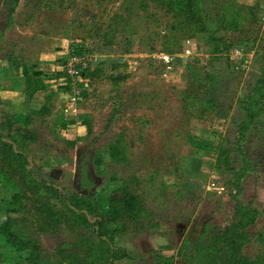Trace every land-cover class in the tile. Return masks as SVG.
Masks as SVG:
<instances>
[{
	"label": "rangeland",
	"instance_id": "obj_1",
	"mask_svg": "<svg viewBox=\"0 0 264 264\" xmlns=\"http://www.w3.org/2000/svg\"><path fill=\"white\" fill-rule=\"evenodd\" d=\"M144 1L0 0V114L29 113L50 94L51 114L33 123L38 139L27 147L33 160L59 175V185L93 190L104 206L110 189L128 179L156 225L148 234L118 237L130 258L115 264H163L158 255L187 264L184 243L225 226L234 213V170L245 163L236 144L235 122L245 115L238 98L252 92L264 67V0H229V11L241 13L231 31L218 30L212 0H200L204 21L227 40L220 52L209 32L172 30L176 19L166 7ZM71 45L83 47L95 74L68 86L58 73ZM12 48L19 63H36L45 73V91L25 95L22 67L7 56ZM124 74L126 80L113 79ZM242 147L252 169L240 197L264 209V120H256ZM80 169L89 170L92 184L78 188ZM14 191L0 176V224ZM28 193L25 208L12 213L15 232L41 243V264H73L96 236L64 218H45L44 198ZM262 229L264 211L250 228ZM255 251L248 247L250 256ZM23 257L0 237V264H28Z\"/></svg>",
	"mask_w": 264,
	"mask_h": 264
},
{
	"label": "trees",
	"instance_id": "obj_2",
	"mask_svg": "<svg viewBox=\"0 0 264 264\" xmlns=\"http://www.w3.org/2000/svg\"><path fill=\"white\" fill-rule=\"evenodd\" d=\"M152 1L166 7L167 12L176 19V24L171 27L172 30L180 29L186 36L209 32V40L214 44L216 52L224 50L222 43H227V40L217 33L220 27L229 31L238 29L241 13L229 11V0H212L214 8L218 10L216 13L218 30L210 29L204 21L205 15L200 0ZM142 2L147 5L144 0ZM13 13V9H10L9 22L14 19ZM4 36L5 29L0 32V52L5 48L2 44ZM68 50L70 55L85 54L83 47L71 45ZM7 56L9 60L14 61V65L22 67L25 77L24 92L27 97L32 98L38 92L46 90L45 73L36 63L32 65L19 63L20 58L15 54L14 48L7 53ZM94 74L88 66L81 68L79 76L88 78ZM58 76L65 77L68 86L72 83V78L65 70L58 73ZM128 77V74H124L113 79L116 82L126 80ZM2 89L3 84L0 80V92ZM1 104L3 98L0 94ZM238 104L243 108L245 115L241 121L235 122L236 144L237 151L243 155L245 163L240 169L234 170L235 179L232 184L235 191L231 193L235 204L234 213L225 226L213 230L206 229L194 243L190 244L187 241L184 243L181 256L187 264H264V229L255 233L250 230L256 222L257 215L264 209L257 207L252 201L245 202L240 197L243 192L242 180L252 169L242 144L255 126L256 120H264V67L252 92L239 96ZM52 108L51 95L48 94L45 103L29 113L0 114V176L7 188L15 190L7 203V213L0 224V237L7 247L24 256L28 264H41V243L36 239L24 238L14 230L18 218L13 217L12 213L25 208L26 203L23 201L29 198L30 191L33 196L41 195L44 198L45 202L40 209L45 218H64L71 225L86 228L96 236V240H90L80 259H71L73 264H115L116 261L130 258L127 250L118 244L117 238L126 234H148L156 226L130 181L122 178L117 187L111 188L107 196L108 204L104 206L93 190L84 194L80 190H71L59 185L57 178L47 173L31 157L27 147L38 139V130L33 125L35 118H45L51 114ZM69 123L78 122L73 120ZM80 123L89 125L87 119H82ZM112 154L120 155L117 146L112 147ZM199 167V164L195 166L197 170ZM85 172L86 170L83 169L84 176L81 183L89 181L92 184ZM96 173L99 174L97 171ZM110 179L115 178L110 177ZM250 245L256 250L253 256L248 254ZM156 257L163 264L173 263V257L161 255Z\"/></svg>",
	"mask_w": 264,
	"mask_h": 264
},
{
	"label": "built area",
	"instance_id": "obj_3",
	"mask_svg": "<svg viewBox=\"0 0 264 264\" xmlns=\"http://www.w3.org/2000/svg\"><path fill=\"white\" fill-rule=\"evenodd\" d=\"M66 54H69V50ZM83 56L77 54L68 55V61L64 63L63 70H65L66 74L72 78L73 83L80 77L79 73L81 68L91 66L92 64L90 61L84 60Z\"/></svg>",
	"mask_w": 264,
	"mask_h": 264
},
{
	"label": "flooded vegetation",
	"instance_id": "obj_4",
	"mask_svg": "<svg viewBox=\"0 0 264 264\" xmlns=\"http://www.w3.org/2000/svg\"><path fill=\"white\" fill-rule=\"evenodd\" d=\"M85 170H86V172H87V169H85ZM86 172H85V174L88 175V177H90L89 172H87V173H86ZM79 176H81V177L83 178V176H84L83 169H80ZM82 178H80L79 180L81 181ZM78 188H81V182L78 183ZM83 190H84V189H81V191H83ZM88 192H89V190L87 189V193H88Z\"/></svg>",
	"mask_w": 264,
	"mask_h": 264
},
{
	"label": "water",
	"instance_id": "obj_5",
	"mask_svg": "<svg viewBox=\"0 0 264 264\" xmlns=\"http://www.w3.org/2000/svg\"><path fill=\"white\" fill-rule=\"evenodd\" d=\"M56 178H59V175L56 176ZM82 193L86 194L87 193V189H84L83 191H81Z\"/></svg>",
	"mask_w": 264,
	"mask_h": 264
},
{
	"label": "crops",
	"instance_id": "obj_6",
	"mask_svg": "<svg viewBox=\"0 0 264 264\" xmlns=\"http://www.w3.org/2000/svg\"><path fill=\"white\" fill-rule=\"evenodd\" d=\"M6 78H12V76H11V74L9 72H7V77Z\"/></svg>",
	"mask_w": 264,
	"mask_h": 264
}]
</instances>
